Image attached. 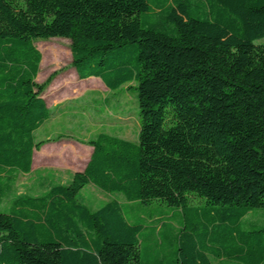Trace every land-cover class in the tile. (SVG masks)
<instances>
[{
    "label": "trees",
    "instance_id": "trees-1",
    "mask_svg": "<svg viewBox=\"0 0 264 264\" xmlns=\"http://www.w3.org/2000/svg\"><path fill=\"white\" fill-rule=\"evenodd\" d=\"M55 37L80 79L136 90L138 138L100 133L68 184L3 207L44 143L35 40ZM263 37L264 0H0V264H145L144 241L168 238L160 219L141 237L134 212L154 202L179 243L155 264H264V227H242L264 208ZM88 184L110 200L90 207Z\"/></svg>",
    "mask_w": 264,
    "mask_h": 264
},
{
    "label": "rangeland",
    "instance_id": "rangeland-1",
    "mask_svg": "<svg viewBox=\"0 0 264 264\" xmlns=\"http://www.w3.org/2000/svg\"><path fill=\"white\" fill-rule=\"evenodd\" d=\"M71 43L69 38L63 37L35 40L42 53L36 81L43 84L51 78L43 97L52 116L35 132L36 139L44 143L35 151L32 171L18 175L10 194L3 201V207H8L14 196L41 195L51 185L68 184L72 180L74 169L82 167L92 151L89 141L100 133L133 141L138 138L140 115L136 90L125 86L110 91L98 78L80 79L72 64ZM255 43L264 44V37ZM81 195L84 202L93 209L100 208L110 200L108 194L93 184H88ZM192 202L205 206V202L200 199H192ZM172 213L169 207L157 202L141 205L134 212L133 216L144 225L142 239L149 235L151 225L159 221L166 222L163 233L167 239L162 235L159 238L150 236L142 244L143 258L147 260L145 264H155L157 256L165 257L164 263H167V259L175 258L179 243L166 216ZM170 221L178 226L177 219L171 217ZM242 227L247 231L264 227V208L254 209L249 213ZM254 236L264 237V233H254ZM215 263L220 264L217 261Z\"/></svg>",
    "mask_w": 264,
    "mask_h": 264
},
{
    "label": "crops",
    "instance_id": "crops-1",
    "mask_svg": "<svg viewBox=\"0 0 264 264\" xmlns=\"http://www.w3.org/2000/svg\"><path fill=\"white\" fill-rule=\"evenodd\" d=\"M98 79H99V78H98ZM92 152H93V148H92V151L90 152V154L88 155L87 160L85 161V163L83 164V166L80 167V168L74 169V171H73L74 174H75L76 172H78V171H82V170L85 168L86 164L88 163V161H89V159H90V157H91ZM34 165H35V152H34V156H33L32 169H33V166H34ZM109 197L111 198V196H109Z\"/></svg>",
    "mask_w": 264,
    "mask_h": 264
}]
</instances>
